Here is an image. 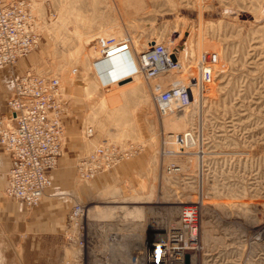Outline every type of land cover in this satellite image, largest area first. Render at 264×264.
I'll return each instance as SVG.
<instances>
[{"label":"rangeland","instance_id":"374dc122","mask_svg":"<svg viewBox=\"0 0 264 264\" xmlns=\"http://www.w3.org/2000/svg\"><path fill=\"white\" fill-rule=\"evenodd\" d=\"M29 1L41 36L22 59L23 71L58 78L67 113L80 110L76 136L84 152L68 163L72 191L49 199L57 244L28 227L27 264L39 262L41 249L43 264L125 262L177 226L181 206L193 205L195 239L180 264L185 255L188 264H264V0ZM126 34L137 52L150 40L162 42L188 68L147 81L133 72L125 82L101 85L92 40ZM201 51L218 55L212 82L183 112L161 119L151 84L183 80ZM187 128L201 132L197 145L163 155L162 140ZM66 131L63 124L61 156ZM102 142L117 145L122 158L79 178L78 158ZM214 150L233 159H214ZM170 164L178 171H168ZM74 205L81 213L70 222Z\"/></svg>","mask_w":264,"mask_h":264},{"label":"built area","instance_id":"2783aa9c","mask_svg":"<svg viewBox=\"0 0 264 264\" xmlns=\"http://www.w3.org/2000/svg\"><path fill=\"white\" fill-rule=\"evenodd\" d=\"M40 36L38 19L31 10L29 0H0V69L13 65L32 52L38 46ZM92 41L97 60L131 53L133 72L146 81L188 68L179 55L155 40L146 42L138 52L128 34L122 37L97 35ZM217 63L216 52L201 51L183 80L168 83L163 88L160 82L151 84V101L157 115L165 116L173 110L188 107L194 93L203 94L212 82ZM61 102L58 78L32 70L15 76L11 92L5 100L9 117L0 118V149L8 154L10 166L2 191L28 209L37 206L45 191L51 187L52 170L62 153L64 110ZM92 133L90 126L84 129L85 136L89 137ZM200 135L196 128H187L175 134L171 144L167 138L162 140L160 151L163 155L181 154V151L196 146ZM216 153L214 150V159L221 161L232 160L229 157L234 156ZM121 158L117 145L102 142L93 151L78 158L76 174L88 180L96 172L114 166ZM173 168L172 164L167 165L168 171ZM80 213L79 205L72 206L68 220L71 222ZM197 217L196 205L181 206L177 226L167 230L165 242L150 243L139 256L125 262L100 260L98 264H180L183 249L195 239Z\"/></svg>","mask_w":264,"mask_h":264},{"label":"crops","instance_id":"0c3cea01","mask_svg":"<svg viewBox=\"0 0 264 264\" xmlns=\"http://www.w3.org/2000/svg\"><path fill=\"white\" fill-rule=\"evenodd\" d=\"M131 55V53H124L112 57L113 59L96 60L93 64V69L100 84L106 85L113 81L122 82L123 79L130 76L133 73ZM23 58L18 59L11 67L6 66L0 69V118L9 117L5 100L11 92L15 76H19L24 72L23 68L26 62L22 60ZM61 99V106L64 110L62 123L67 130L64 153L58 158L57 164L52 170L51 189L45 191L39 204L33 207L34 209L31 208L32 211L30 213H28V208L23 203L1 194L10 160L8 154L0 149V264H27L26 232L30 226L42 232V242H48L51 247L53 244V246L57 244L58 237L55 232L58 224L56 218L57 210L49 206V199L67 195L69 191H72V185L70 184L71 169L68 163L84 152V144L82 145L76 136L79 121L82 119L78 117L80 110L70 107L69 113H67L65 98L61 97ZM102 171L104 170L99 172ZM99 172H96L92 178ZM55 201L57 202V200ZM45 253H48V251H45ZM38 255L40 259H38L39 262L36 264H43L42 249L38 252Z\"/></svg>","mask_w":264,"mask_h":264},{"label":"bare ground","instance_id":"6f19581e","mask_svg":"<svg viewBox=\"0 0 264 264\" xmlns=\"http://www.w3.org/2000/svg\"><path fill=\"white\" fill-rule=\"evenodd\" d=\"M30 2V4H31V1H29ZM31 6V5H30ZM33 6V5H32ZM33 10H34V8H33ZM34 14L37 16V13H36V11L34 10ZM38 17V16H37ZM38 28L40 29V26H38ZM44 29V28H43ZM132 43H133V41H132ZM113 59V58H112ZM133 74H135V73H133ZM194 98H195V95H193V97H192V101H194ZM191 101V102H192ZM185 109V108H184ZM179 110H181V109H176V110H173L171 113H169L168 115H165V116H163L161 119H166V118H169V117H171L172 115H174V112H176V111H179ZM182 112H183V110H181ZM180 112V111H179ZM174 135H172V136H170L169 137V143L171 144V138L173 137ZM173 149H174V147H173ZM180 153H182V151L180 152ZM174 156H176V155H174ZM168 157V156H167ZM171 157V156H170ZM172 171H178V169H176V168H173L172 169ZM153 236V235H152ZM158 238H160V240H155V241H153V242H163V241H165V239H166V235L164 234V235H161V237H158ZM168 239V238H167ZM168 240H170V239H168ZM175 259H176V257H175ZM175 261V260H174ZM174 264V263H173Z\"/></svg>","mask_w":264,"mask_h":264},{"label":"water","instance_id":"95a60500","mask_svg":"<svg viewBox=\"0 0 264 264\" xmlns=\"http://www.w3.org/2000/svg\"><path fill=\"white\" fill-rule=\"evenodd\" d=\"M94 63H95V62H94ZM94 63H93V64H94ZM127 80H128V78L122 80V82H125V81H127ZM122 82H120V83H122ZM184 264H188V255H185V256H184Z\"/></svg>","mask_w":264,"mask_h":264}]
</instances>
